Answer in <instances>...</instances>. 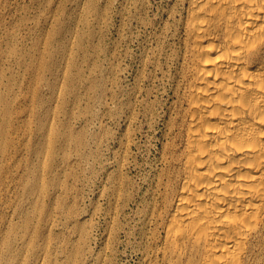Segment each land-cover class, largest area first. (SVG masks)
I'll use <instances>...</instances> for the list:
<instances>
[{
	"label": "rangeland",
	"instance_id": "374dc122",
	"mask_svg": "<svg viewBox=\"0 0 264 264\" xmlns=\"http://www.w3.org/2000/svg\"><path fill=\"white\" fill-rule=\"evenodd\" d=\"M182 3L0 0L21 120L1 212L23 264H147L138 207L175 99Z\"/></svg>",
	"mask_w": 264,
	"mask_h": 264
},
{
	"label": "bare ground",
	"instance_id": "6f19581e",
	"mask_svg": "<svg viewBox=\"0 0 264 264\" xmlns=\"http://www.w3.org/2000/svg\"><path fill=\"white\" fill-rule=\"evenodd\" d=\"M182 2L175 99L138 207L139 247L147 264H264V0ZM13 43L0 16V264H23L20 226L1 212L21 121Z\"/></svg>",
	"mask_w": 264,
	"mask_h": 264
}]
</instances>
